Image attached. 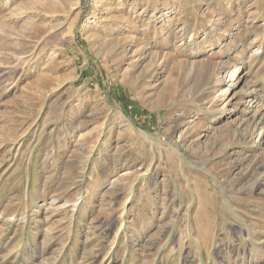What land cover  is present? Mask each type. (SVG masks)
Returning a JSON list of instances; mask_svg holds the SVG:
<instances>
[{
  "label": "rangeland",
  "instance_id": "obj_1",
  "mask_svg": "<svg viewBox=\"0 0 264 264\" xmlns=\"http://www.w3.org/2000/svg\"><path fill=\"white\" fill-rule=\"evenodd\" d=\"M0 264H264V0H0Z\"/></svg>",
  "mask_w": 264,
  "mask_h": 264
},
{
  "label": "bare ground",
  "instance_id": "obj_2",
  "mask_svg": "<svg viewBox=\"0 0 264 264\" xmlns=\"http://www.w3.org/2000/svg\"><path fill=\"white\" fill-rule=\"evenodd\" d=\"M216 66V65H215Z\"/></svg>",
  "mask_w": 264,
  "mask_h": 264
}]
</instances>
